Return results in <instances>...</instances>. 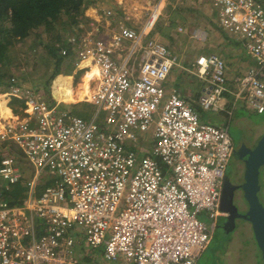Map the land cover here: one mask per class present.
Wrapping results in <instances>:
<instances>
[{
  "label": "built area",
  "instance_id": "2783aa9c",
  "mask_svg": "<svg viewBox=\"0 0 264 264\" xmlns=\"http://www.w3.org/2000/svg\"><path fill=\"white\" fill-rule=\"evenodd\" d=\"M210 4L217 25L254 61L232 84L221 55L199 54L187 68L151 28L121 26L68 38L78 54L73 72L96 68L82 99L95 106L90 118L11 88L24 106L0 121V264H84L81 241L87 250L101 247L107 262L195 264L222 213L232 115L238 104L264 111V0ZM174 67L207 83L197 101L167 85ZM191 102L224 112L226 124L203 121ZM143 132L150 148L138 142ZM24 166L31 167L27 194L10 204L3 192L23 179ZM43 174L51 183L37 193Z\"/></svg>",
  "mask_w": 264,
  "mask_h": 264
},
{
  "label": "rangeland",
  "instance_id": "374dc122",
  "mask_svg": "<svg viewBox=\"0 0 264 264\" xmlns=\"http://www.w3.org/2000/svg\"><path fill=\"white\" fill-rule=\"evenodd\" d=\"M94 6H88L84 14L90 20L80 24L81 33L89 32L90 30H98L101 27V32L105 35L111 34L118 30L119 27L131 26L136 30H140L151 19V15L156 6L162 1L158 17L154 20L151 27L152 36L162 41L169 49L178 55L182 64L187 68L191 66V62L199 54L217 53L226 59L227 64L232 71L235 67L234 62L240 53L236 52L233 44H227L228 34L220 28L216 23V14L210 4V0H94ZM170 5L168 9L166 6ZM90 8H93L91 10ZM89 9V10H88ZM175 17V24L169 27V18ZM99 18V20H98ZM146 28V27H145ZM147 30V29H146ZM102 33V34H103ZM38 36V37H37ZM40 43H37V38ZM49 35L39 27L35 32L31 33L27 38L20 42H14L7 51L10 58H14L19 62L20 68H16L12 79L14 84L9 85L6 89L5 85L0 84V93H8L7 96L0 94V106L6 116L0 114V121L5 120L10 115V109L7 107L13 95L9 94L13 86L21 88H30L36 94V90L40 89L51 72V64L46 67L45 50L43 46L48 43ZM76 55H78L76 53ZM49 60V59H48ZM239 60V59H238ZM87 61L81 62L83 66ZM173 76L187 83L184 86V91L188 96L194 97L197 101L198 96L202 93V88L207 86V83L188 73L185 70H179L174 67L172 69ZM234 72V71H232ZM264 80V73L260 74ZM63 74L57 75L51 82L52 92L57 98H62V108L70 109L72 104H77V108L82 109L83 104L91 101L77 100L75 103L68 102L75 98L83 99L89 95L88 83L91 79L90 75L84 74L78 82L71 87V80H74L73 75ZM170 78V76H169ZM62 90V91H61ZM64 94H63V93ZM38 96V95H37ZM21 97V96H20ZM40 97V96H39ZM68 99H65V98ZM23 99V97H21ZM41 98V97H40ZM7 104V105H6ZM0 107V109H1ZM94 107V104L92 105ZM91 107V108H92ZM19 112L23 110L22 106H16ZM88 107H85L87 110ZM197 113L200 118L208 123L222 126L226 124L227 117L223 112L206 110L200 107L196 102ZM12 110V109H11ZM12 113L18 117L19 114L12 110ZM94 112L90 114V117ZM89 117V118H90ZM102 117V115H101ZM245 124L246 128L241 132L238 125ZM228 132L235 142L240 138H250L256 140L264 133V111L257 113L249 107H239L232 115L231 121L228 124ZM150 132L139 134L138 142L144 147L150 148L151 142ZM147 139V140H146ZM5 144L0 142V152ZM12 153L18 155L19 162L22 164L24 160L20 157L17 148L10 146ZM239 158L231 157L227 166V173L234 174L240 167ZM264 165V164H263ZM261 177H264V167L261 169ZM31 173L30 166H24L23 179L28 181ZM47 174H43L38 181L36 188L41 186ZM51 180H49V183ZM264 187V181L261 182ZM36 190V191H40ZM37 192V193H38ZM245 226L243 230L234 231L231 240L227 241L225 235L220 232L213 233V237L207 248L201 253L195 264H254L252 262L254 244L252 239L251 228L247 223H241ZM96 250V249H94Z\"/></svg>",
  "mask_w": 264,
  "mask_h": 264
},
{
  "label": "trees",
  "instance_id": "16d2710c",
  "mask_svg": "<svg viewBox=\"0 0 264 264\" xmlns=\"http://www.w3.org/2000/svg\"><path fill=\"white\" fill-rule=\"evenodd\" d=\"M95 4L96 1L94 0H0V84L5 85L6 89L9 85L14 84L12 80L10 82V79L17 72L15 69L21 67L16 59L8 56V48L14 42L23 41L39 27H43V30L49 35L48 43L43 46L44 56L47 57L45 64L46 67H48V64H51L52 67L42 87L36 90V95L45 99L49 105H53L55 100L50 91L52 80L59 74L73 75L75 85L85 71L84 69H78L75 73L73 72L78 60L76 59L75 48L68 42V38L72 34L83 31L80 24L90 20L84 12L88 6H94ZM166 7L169 9L171 6L167 5ZM175 18L176 16L169 18L168 28L174 26ZM150 35H152V31ZM37 40L39 44V38ZM64 47L66 48V54L62 55L60 51ZM86 74H89V72ZM0 94L7 96L6 92ZM23 101L20 95L14 94L8 103V107L15 113L22 115V112L20 113L16 106L23 107ZM76 105L72 104V108L69 109L70 113L87 119L90 117L91 112H94L93 103H84L82 109L77 108ZM61 106L64 105L61 104ZM85 107H88L87 110H85ZM0 114L6 116L2 107ZM47 183H49V180L44 185ZM36 190H40L39 187ZM27 191V181L22 179L3 193L10 204H21Z\"/></svg>",
  "mask_w": 264,
  "mask_h": 264
},
{
  "label": "flooded vegetation",
  "instance_id": "af4514ba",
  "mask_svg": "<svg viewBox=\"0 0 264 264\" xmlns=\"http://www.w3.org/2000/svg\"><path fill=\"white\" fill-rule=\"evenodd\" d=\"M238 128L240 129L241 132H243L246 126L245 124L238 125ZM248 138L249 137L240 138L236 142L233 140V144L235 148L233 149V154L231 157L233 156L238 157L241 164L238 170L236 171V173L234 174H228L226 170V173L223 178L222 191H221L222 213L217 217L213 233L215 232L223 233V235L227 236L226 240L229 241L231 240V237H233L232 234L234 233V231L243 230V228H246L245 226L241 225V223L249 224L251 228V233L253 236L252 239L254 244V251H253L254 254L252 257V262L254 264H264V249L261 250V248L259 247L251 223L241 216L245 214L249 209V205L244 197V191L242 187L245 180L244 160L248 153V150L255 148L254 146L257 144L259 140L258 138L257 141L256 140L254 141L252 140V138H250L248 141ZM263 167L264 165H261V167L259 168V176H258L259 189L257 190V195L260 203L264 206V187L261 183L264 181V177L263 178L261 177V171H262L261 169Z\"/></svg>",
  "mask_w": 264,
  "mask_h": 264
},
{
  "label": "crops",
  "instance_id": "0c3cea01",
  "mask_svg": "<svg viewBox=\"0 0 264 264\" xmlns=\"http://www.w3.org/2000/svg\"><path fill=\"white\" fill-rule=\"evenodd\" d=\"M162 5V1L156 6V8L154 9L152 15H151V19L145 24V30L149 29L152 27L153 23H154V20L158 17V14H159V10H160V7ZM91 10H93V8H90ZM89 10V9H88ZM99 20V18H98ZM99 34H102L103 32H101V27H99V31H98ZM228 43L227 44H233L236 52L240 53L236 58L235 62H234V69L232 71L230 70V67L229 65L227 64V69H226V73H227V79H228V82L230 84H232V82L234 81V79L237 77V76H240L242 75L250 66H252L254 64V61L252 60L253 58H251L249 56V54L247 53V51L245 50V48L243 47L242 45V42L239 41V40H235L233 37L231 36H228ZM193 62V61H192ZM191 62V63H192ZM227 63V62H226ZM179 69V68H178ZM181 70V69H179ZM182 71V70H181ZM173 72L171 71L170 73V78L168 77V84L167 85H173V86H176L179 88L182 96H184L187 100L191 101L193 100L194 97H191V96H188L186 94V92L184 91V86L186 85L187 87V83H184L183 84V81L178 79L177 77H174L173 75ZM90 77H91V74L89 72ZM66 77L69 78V76L67 75H64ZM71 82L73 83V81L71 80ZM184 85V86H183ZM73 84L71 85V87L73 88ZM170 87V86H168ZM51 91V90H50ZM62 91V90H61ZM202 91H203V88H202ZM201 91V92H202ZM63 93V92H62ZM64 94V93H63ZM51 95L53 97V99H60L62 101V98H56L53 94V92L51 91ZM226 98L227 100H230L231 99V95L230 94H226ZM65 99H68L67 97ZM191 99V100H190ZM77 100H82V99H78V98H75L74 100H70L68 102H74L77 101ZM195 100V99H194ZM63 102V101H62ZM62 104V103H61ZM192 104V107L195 111H197L196 109V102H191ZM7 105V104H6ZM245 105L244 104H238V107L235 109V111L237 109H239V107H242ZM8 107V106H7ZM62 107V106H61ZM9 108V107H8ZM10 109V108H9ZM94 111H95V106L93 107ZM10 111H12L10 109ZM12 113V112H11ZM223 113V112H222ZM234 114V113H233ZM8 115V114H6ZM77 254L78 256L80 257V261L84 264H121L120 262H107L105 260H103L101 254H102V248H97L96 250H87L86 247H85V244L83 241H81L78 246H77Z\"/></svg>",
  "mask_w": 264,
  "mask_h": 264
},
{
  "label": "water",
  "instance_id": "95a60500",
  "mask_svg": "<svg viewBox=\"0 0 264 264\" xmlns=\"http://www.w3.org/2000/svg\"><path fill=\"white\" fill-rule=\"evenodd\" d=\"M255 148L249 149L245 157L244 183L242 185L244 197L249 205L248 211L241 215L248 220L253 228L256 240L264 249V206L260 203L257 190L259 168L264 164V134L259 138Z\"/></svg>",
  "mask_w": 264,
  "mask_h": 264
},
{
  "label": "bare ground",
  "instance_id": "6f19581e",
  "mask_svg": "<svg viewBox=\"0 0 264 264\" xmlns=\"http://www.w3.org/2000/svg\"><path fill=\"white\" fill-rule=\"evenodd\" d=\"M88 62V61H87ZM87 64V63H86ZM86 64H84V65H86ZM96 73V68L95 67H93L92 69H91V71H90V74H91V78H92V76L94 75ZM90 93V92H89ZM58 100H60V99H58ZM11 116V112H10V115H9V117ZM8 117V118H9ZM6 119V118H5Z\"/></svg>",
  "mask_w": 264,
  "mask_h": 264
}]
</instances>
